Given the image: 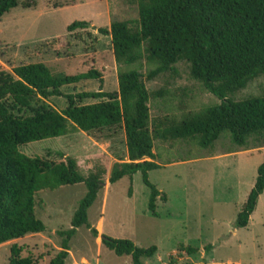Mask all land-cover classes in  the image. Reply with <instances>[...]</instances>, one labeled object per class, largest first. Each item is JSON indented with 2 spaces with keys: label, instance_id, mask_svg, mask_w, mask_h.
I'll return each instance as SVG.
<instances>
[{
  "label": "trees",
  "instance_id": "1",
  "mask_svg": "<svg viewBox=\"0 0 264 264\" xmlns=\"http://www.w3.org/2000/svg\"><path fill=\"white\" fill-rule=\"evenodd\" d=\"M119 1L136 17L112 20L108 29H97L110 37L117 92L98 89L68 95L66 107L60 112L40 106L24 115L33 102L60 97L61 87L99 79L98 73H52L40 62L18 65L9 72L0 70V245L44 231L34 213V197L39 191L75 184L85 189L69 229L58 232L59 250L47 264H65L68 242L77 228L85 227L96 237L86 212L101 189L105 170L96 166L82 175L74 158L62 154H58L59 161L29 157L19 151L20 146L121 126L127 162L113 163L107 182L114 184L122 177L131 180L139 172L149 191L147 210L152 216L159 192L148 182L147 172L160 168L154 161L155 141L170 146L183 142L207 151L224 137L227 147L221 154L264 147V92L234 99L246 84L264 76V0ZM19 6L30 7L20 0H0V19ZM87 27L88 23L76 21L65 30L69 33ZM180 62L186 65L190 79L217 103L195 111L181 109L179 115L150 118L149 101L160 98L163 92H149L144 82L174 73V66ZM83 99L96 102L80 105ZM263 189L264 150L253 185L236 214L234 228L247 226ZM100 243L115 256H129L131 264H142L141 259L152 257L156 251L154 246L138 248L126 239L102 237ZM191 250L187 249L189 253ZM5 264L37 263L30 256H22L21 248L12 244Z\"/></svg>",
  "mask_w": 264,
  "mask_h": 264
},
{
  "label": "rangeland",
  "instance_id": "2",
  "mask_svg": "<svg viewBox=\"0 0 264 264\" xmlns=\"http://www.w3.org/2000/svg\"><path fill=\"white\" fill-rule=\"evenodd\" d=\"M20 2L30 7H16L0 19V70L9 72L18 65L40 62L52 73L75 75L94 70L100 79L63 86L62 96L33 102L24 115L40 106L60 112L66 107L68 95L98 89L117 92L110 37L97 29H108L112 20L134 19L133 10L119 0ZM76 21H84L88 27L66 32V26ZM173 69L174 73L144 82L149 92H163L160 98L149 101L150 118L179 115L181 109L195 111L217 103L190 79L184 63H177ZM263 92L261 76L235 93L234 99ZM94 102L83 99L79 104ZM226 147L224 137L207 151L183 142L170 146L155 141L154 161L160 168L147 172L148 182L159 197L163 196L162 200H155V216L147 210L149 191L139 172L131 180L122 177L114 184L107 182L111 165L127 162L121 126L30 142L20 146L19 151L52 161L60 160L58 154L74 158L82 175L96 166L105 170L101 189L86 212L87 223L96 230V237L85 227L77 228L68 242L65 264H131L129 256H115L103 247L102 237L126 239L143 249L154 246V255L141 259L142 264H264V189L247 226L234 228L264 147L221 154ZM84 193L82 184L36 193L34 213L44 231L1 244L0 264L6 263L12 244L21 248L22 256H30L37 264H47L59 250L58 232L69 229L72 213ZM188 248L192 249L190 253Z\"/></svg>",
  "mask_w": 264,
  "mask_h": 264
}]
</instances>
